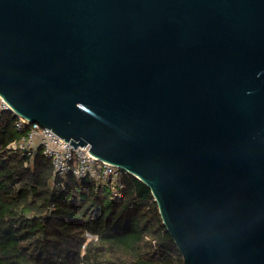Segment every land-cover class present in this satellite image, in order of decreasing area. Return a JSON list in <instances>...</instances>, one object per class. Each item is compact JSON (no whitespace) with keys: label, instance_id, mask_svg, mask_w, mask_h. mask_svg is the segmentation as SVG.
Wrapping results in <instances>:
<instances>
[{"label":"water","instance_id":"1","mask_svg":"<svg viewBox=\"0 0 264 264\" xmlns=\"http://www.w3.org/2000/svg\"><path fill=\"white\" fill-rule=\"evenodd\" d=\"M0 94L143 181L181 264H264V0H0Z\"/></svg>","mask_w":264,"mask_h":264},{"label":"trees","instance_id":"2","mask_svg":"<svg viewBox=\"0 0 264 264\" xmlns=\"http://www.w3.org/2000/svg\"><path fill=\"white\" fill-rule=\"evenodd\" d=\"M15 120L0 112V264L182 263L143 181L123 171L120 196L88 176L61 185L40 149L30 158L7 147Z\"/></svg>","mask_w":264,"mask_h":264},{"label":"built area","instance_id":"3","mask_svg":"<svg viewBox=\"0 0 264 264\" xmlns=\"http://www.w3.org/2000/svg\"><path fill=\"white\" fill-rule=\"evenodd\" d=\"M2 110H10L13 113L7 101L0 94V112ZM14 126L20 135L10 141L7 147L20 149L30 158L37 149H40L45 156L50 158L52 174L61 185L66 175L71 173L77 179L88 176L96 183H106L113 196L122 195L121 174L126 170L89 152L88 144L73 146L51 128L20 115H16ZM85 236L87 239L96 238V234L88 231L85 232ZM84 245L85 243L82 247Z\"/></svg>","mask_w":264,"mask_h":264}]
</instances>
